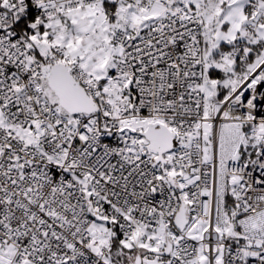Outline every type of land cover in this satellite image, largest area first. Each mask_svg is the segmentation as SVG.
<instances>
[{
    "label": "snow or ice",
    "instance_id": "snow-or-ice-1",
    "mask_svg": "<svg viewBox=\"0 0 264 264\" xmlns=\"http://www.w3.org/2000/svg\"><path fill=\"white\" fill-rule=\"evenodd\" d=\"M0 264H264V0H0Z\"/></svg>",
    "mask_w": 264,
    "mask_h": 264
}]
</instances>
